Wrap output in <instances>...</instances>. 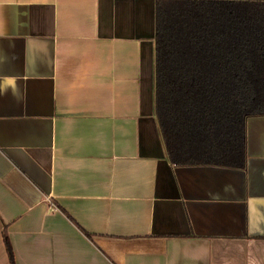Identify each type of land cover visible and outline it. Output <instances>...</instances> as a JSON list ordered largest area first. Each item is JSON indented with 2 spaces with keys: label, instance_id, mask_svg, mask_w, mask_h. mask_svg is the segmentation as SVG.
Returning <instances> with one entry per match:
<instances>
[{
  "label": "crops",
  "instance_id": "0c3cea01",
  "mask_svg": "<svg viewBox=\"0 0 264 264\" xmlns=\"http://www.w3.org/2000/svg\"><path fill=\"white\" fill-rule=\"evenodd\" d=\"M156 5L0 0V264H264V113L243 165L173 162Z\"/></svg>",
  "mask_w": 264,
  "mask_h": 264
},
{
  "label": "trees",
  "instance_id": "16d2710c",
  "mask_svg": "<svg viewBox=\"0 0 264 264\" xmlns=\"http://www.w3.org/2000/svg\"><path fill=\"white\" fill-rule=\"evenodd\" d=\"M156 42V108L170 159L243 165L246 117L264 113V1L157 0Z\"/></svg>",
  "mask_w": 264,
  "mask_h": 264
}]
</instances>
